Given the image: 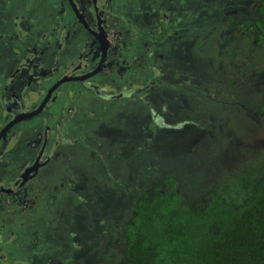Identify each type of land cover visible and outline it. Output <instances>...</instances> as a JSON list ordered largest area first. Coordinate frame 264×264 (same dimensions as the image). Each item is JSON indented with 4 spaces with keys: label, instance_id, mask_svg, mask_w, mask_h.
<instances>
[{
    "label": "rangeland",
    "instance_id": "374dc122",
    "mask_svg": "<svg viewBox=\"0 0 264 264\" xmlns=\"http://www.w3.org/2000/svg\"><path fill=\"white\" fill-rule=\"evenodd\" d=\"M118 1V11L136 20L122 24L120 30L132 33L131 28L141 25L150 29L156 13L148 9V0ZM54 3L57 6L55 0H0L2 86L7 74L1 63L18 47H13V22L22 18L26 30L28 26L36 30L28 32L22 49L23 53L30 49V56L39 53L51 33H45L46 25L49 30L55 26L49 18H54ZM176 4L177 10L171 9L178 19L176 28L168 27L174 46L166 50V70L157 86L151 84L157 72L144 71L135 83L146 87L134 99L107 103L87 93L75 101L57 99L61 100L57 111L70 106L69 117L75 115L73 110L81 115L78 141L67 134L71 140L57 145V159L43 163L30 179L37 196L31 199L28 194L0 211V264H105L107 257L122 254V229L134 215L135 202L144 193L165 192L168 177H174L184 202L194 206L209 192L237 202L261 180L264 49L249 33V24L259 18L258 0ZM109 38L121 47L116 30ZM142 40L141 52L150 54L151 42L146 36ZM77 86H63L55 97ZM40 118L25 123L26 131L13 132L8 143L18 134L16 144L27 143L28 154L37 155L42 132H35L37 128L31 132L28 126L39 127Z\"/></svg>",
    "mask_w": 264,
    "mask_h": 264
},
{
    "label": "flooded vegetation",
    "instance_id": "af4514ba",
    "mask_svg": "<svg viewBox=\"0 0 264 264\" xmlns=\"http://www.w3.org/2000/svg\"><path fill=\"white\" fill-rule=\"evenodd\" d=\"M55 1L57 6L54 3L52 7L55 8H52L51 12L54 18L51 16L49 18L53 21L51 25L54 24L56 27L52 26L49 30V26L46 25L45 33H51L41 51L33 53L38 57H31L33 54L30 56V49L25 51L26 55L23 53L22 47L24 48L27 43V34L32 33L33 27L28 26L27 31L24 27L26 22L21 18L22 21L13 22L16 40L13 47H18L11 49V55L7 54L5 62L1 63L7 74V83L2 86L0 82V109L3 113L0 116V146L3 145L0 149V209L14 207L17 201L23 197L27 198L28 194H31V199L33 195H38L34 185H30L29 182L40 167L19 184L17 190L10 194L7 191L18 185V181L26 177L27 171L36 163L48 164L57 159L59 156L56 152L57 145L70 142L67 134L74 136L73 129L77 131V127L80 128L79 125L83 121L76 110L72 111V114L75 112L72 117L68 116L71 113L68 111L70 106L61 112L57 111L61 101H57L59 97L64 96L68 101H75L85 98L83 94L87 93V97L93 96L107 103L116 104L134 99L146 87H139L135 83L141 79V72H157L156 79L151 82L153 87L157 86L156 82H162V70H166L165 62L168 59L166 50L174 46L172 42L175 37L170 30L168 31V27L176 28L178 19H175L171 9H176L177 0L152 2L148 0L146 3L148 9L156 13L155 20L149 25L151 30L141 25L139 28H131L132 33L120 30L122 24L133 23L136 20L135 17L129 20L118 11V5L115 3L119 2L118 0ZM114 4L115 7L112 9ZM155 4L170 7L160 9L156 8ZM201 11H204V8ZM113 30H116L119 39L122 38L121 47L110 41L109 37ZM35 31L34 29L33 32ZM143 36L151 42L150 54H143L140 50L144 46ZM129 41L131 43L127 46ZM125 52L131 57H126ZM8 56L10 59L7 60ZM45 57H48L47 61ZM142 57H146L145 60ZM78 77L81 80H74ZM63 79L69 81L60 84ZM68 84L78 86L65 89L64 93L60 92L59 96L55 97L57 91ZM108 91L114 94L110 96ZM44 101L45 108L34 117L29 116L37 111ZM141 101L150 109L147 102L143 99ZM39 116L42 121L39 127L34 126L32 129L28 126L31 132H34L35 128L39 130L35 132H42L40 150L34 156V152L28 154L31 152V146L27 143L16 144L18 141L16 138L19 129L26 131V124ZM70 126L72 127L69 129ZM17 129L18 134L8 143L9 136ZM29 140H34V137H29ZM5 148L7 149L3 152ZM9 176L11 177L7 179Z\"/></svg>",
    "mask_w": 264,
    "mask_h": 264
},
{
    "label": "trees",
    "instance_id": "16d2710c",
    "mask_svg": "<svg viewBox=\"0 0 264 264\" xmlns=\"http://www.w3.org/2000/svg\"><path fill=\"white\" fill-rule=\"evenodd\" d=\"M258 13L249 33L264 49V0ZM164 184L165 192H147L135 202L122 229V254L105 264H264V175L237 202L209 192L195 206L184 202L174 177Z\"/></svg>",
    "mask_w": 264,
    "mask_h": 264
},
{
    "label": "water",
    "instance_id": "95a60500",
    "mask_svg": "<svg viewBox=\"0 0 264 264\" xmlns=\"http://www.w3.org/2000/svg\"><path fill=\"white\" fill-rule=\"evenodd\" d=\"M74 80H81V78H75ZM67 81H69L68 79L66 80V79H63L61 82H60V84H62V83H64V82H67ZM59 84V85H60ZM45 108V101H44V103L42 104V106H40L39 107V109L37 110V111H35L33 114H29V116H31V117H34V115H36V114H38L41 110H43ZM3 134V133H2ZM44 162H39V163H36L33 167H32V169H30V170H28L27 171V174H26V177H24V178H22L21 180H19L18 181V185H16L14 188H12V189H9L8 191H7V193H12V192H14L15 190H17V188H19V184H21L27 177H29L33 172H35L37 169H38V167H40L42 164H43Z\"/></svg>",
    "mask_w": 264,
    "mask_h": 264
},
{
    "label": "crops",
    "instance_id": "0c3cea01",
    "mask_svg": "<svg viewBox=\"0 0 264 264\" xmlns=\"http://www.w3.org/2000/svg\"><path fill=\"white\" fill-rule=\"evenodd\" d=\"M75 133H74V137H75V135L77 134V131L76 130H73ZM74 140H77L76 139V137L74 138ZM75 142V141H74ZM67 143H69V142H67ZM36 196H37V194H36Z\"/></svg>",
    "mask_w": 264,
    "mask_h": 264
}]
</instances>
